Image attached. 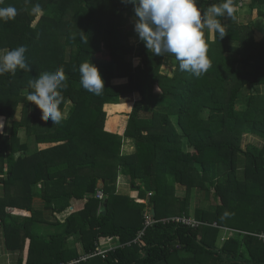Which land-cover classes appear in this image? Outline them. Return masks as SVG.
I'll return each mask as SVG.
<instances>
[{"label":"trees","instance_id":"trees-1","mask_svg":"<svg viewBox=\"0 0 264 264\" xmlns=\"http://www.w3.org/2000/svg\"><path fill=\"white\" fill-rule=\"evenodd\" d=\"M239 1L233 0L235 19L221 18L223 39L205 30L211 67L197 78L180 71L174 57L149 52L134 32L132 4L2 0L0 7L14 6L18 14L0 22V48L26 46L31 71L0 76V257L2 249L23 254L27 243L26 264H61L113 237L116 248L106 259L81 264H264V243L252 235L264 232V28L247 21H264V0H249L246 17ZM219 2L199 0L198 7ZM36 3L39 16L31 13ZM167 59L175 62L171 75ZM86 61L105 81L100 96L80 84ZM60 67L70 115L54 125L26 96L29 81ZM135 94L124 136L107 132L105 106ZM108 128H116L114 120ZM246 135L262 144L252 140L244 148ZM127 139L132 152L124 150ZM119 175L141 198L153 193L149 204L118 193ZM196 192L200 227L158 222L134 243L151 209L156 220L191 218ZM72 201L81 205L59 219ZM215 223L219 228L209 226Z\"/></svg>","mask_w":264,"mask_h":264},{"label":"clouds","instance_id":"clouds-1","mask_svg":"<svg viewBox=\"0 0 264 264\" xmlns=\"http://www.w3.org/2000/svg\"><path fill=\"white\" fill-rule=\"evenodd\" d=\"M122 2L134 6V32L149 52L155 56L174 57L179 63L180 71L190 72L197 78L211 67V61L207 55L208 44L205 40V30L209 33L215 32L220 39H223L226 36V25L222 23L221 18L235 19L233 0H220L219 3L201 7H198L199 0H122ZM248 3L249 0H240L237 9L243 10L248 6ZM31 13L35 16L41 15L43 13L41 5L39 3L33 5ZM17 14L18 11L14 6L0 7V22H8L14 19ZM80 33L82 34L81 39H83L84 34ZM27 50L24 45L14 49L0 48V76L9 73L15 75L17 70L31 71L26 62L25 53ZM78 70L83 89L97 96L102 95L105 89V81L99 68L86 61L80 64ZM67 80L68 77L65 75L64 68L60 67L55 72H42L38 78L29 81V86L33 91L26 96V99L38 107L42 113L41 119L43 121L51 120L54 125H57L69 118L71 101L66 100L62 94L68 88ZM4 123L3 118L0 117V130L4 128ZM45 146L47 145L45 144ZM120 176L116 183L118 193H120L119 187L121 185ZM101 184L103 187H99L97 198L103 200L105 198L102 191L104 184L101 182L99 185ZM134 191L137 192L135 195L132 193ZM99 195H102V198ZM124 195L131 196L136 203L148 205L153 193H148L149 198H141L139 191L133 190L130 185V192ZM153 217L155 218V216ZM209 226L219 228L216 223L209 224ZM263 233L252 235L258 236V239L262 240L260 235ZM113 241V237H106L103 241L101 250L107 251V255L116 248ZM88 255L91 254L82 253L79 258L66 263ZM95 257L101 256L89 257L79 264Z\"/></svg>","mask_w":264,"mask_h":264},{"label":"crops","instance_id":"crops-1","mask_svg":"<svg viewBox=\"0 0 264 264\" xmlns=\"http://www.w3.org/2000/svg\"><path fill=\"white\" fill-rule=\"evenodd\" d=\"M244 10L245 11H243V12H245V14H247L248 13V11H249V6H246L245 8H244ZM247 10V11H246ZM248 19V18H247ZM129 29H132V26L131 25H129V27H128ZM259 36H261V34L259 33ZM134 41H136V38L135 37H133V42ZM136 43V42H135ZM169 66V69L171 68V70L170 71H168V69H165V71H167V72H172L173 71V66L172 65H168ZM124 80H126V82H127V79H124ZM138 96V95H137ZM138 98H135V96H133V97H128L125 101H124V103H122V104H119V105H107V106H105V108L106 107H113V106H116V107H120V106H127L126 107V111L125 112H123V113H127V125H128V121H129V114L132 112V108H133V103H134V101L135 100H137ZM129 110V111H128ZM105 111L107 112V121H106V131L107 132H109V133H112V134H115V129L116 128H114V129H109L108 128V122H109V118H110V114H109V110L106 108L105 109ZM4 125H5V123H4ZM126 128H127V126H126ZM126 128H123V129H121L120 130V133L118 134V135H121V136H123L124 134H125V131H126ZM4 129V128H3ZM122 131V132H121ZM1 132H3V130L1 131ZM117 134V133H116ZM253 139H256V137H250V141H252ZM256 142H259L260 144H262V142H261V140L259 139V138H257V140H256ZM124 150L125 151H127V152H129L128 151V149L129 148H131L132 147V145H133V143H132V141H130V140H125L124 141ZM125 147H127L128 149H125ZM133 150H131L130 152H132ZM119 180L121 181V185H120V187H119V191H120V193H122V194H128L129 192H130V184H129V178L128 177H126V176H124V175H121L120 176V178H119ZM71 205H73V207H74V209L76 208V207H78V206H80L81 205V203L80 202H75V201H72V203H71ZM72 211H74L73 209H72ZM66 213H64V214H58V218L59 219H61V220H65V218L70 214L68 211H65ZM23 256V259H24V264H26L27 263V260H28V256H29V249H28V247H27V243H26V247H25V250H24V253L23 254H21V253H19V252H7L5 249H2L1 250V257H0V264H18L19 263V261L21 260L20 258Z\"/></svg>","mask_w":264,"mask_h":264},{"label":"rangeland","instance_id":"rangeland-1","mask_svg":"<svg viewBox=\"0 0 264 264\" xmlns=\"http://www.w3.org/2000/svg\"><path fill=\"white\" fill-rule=\"evenodd\" d=\"M247 11V10H246ZM245 17L247 16V14H245L244 15ZM249 16H250V14H249ZM247 18H249V17H247ZM253 21V24H254V27L255 28H260V26L262 25V27L264 28V21H262V20H258V19H256V18H254L253 16L252 17H250V19H247V21ZM140 62V59H133V65L134 66H136V65H138V63ZM166 64L164 65V68L165 69H168V71H170L171 70V68L169 69V64L170 65H172L173 67V71H174V69H175V66H174V64H175V62L174 61H172V60H169V59H167L166 60ZM173 71L172 72H169L170 73V75L173 73ZM165 72V71H164ZM166 73V72H165ZM168 73V72H167ZM116 83H126V80H124V79H116L115 80V83L114 84H116ZM247 95V90H245L244 92H243V96H246ZM135 96V98H138L139 96H137V94H135L134 95ZM113 107H116V106H113ZM121 107V108H120ZM120 107H118V108H120V109H116V110H112V112L110 111L109 112V114H110V118H109V120H114L115 121V125H116V129H115V134L116 135H118L119 133H120V130L121 129H123V128H126V126H127V113H123V112H125L126 111V107L127 106H120ZM107 108V107H106ZM105 108V109H106ZM129 111V110H128ZM2 131V130H1ZM1 131H0V133H1ZM122 132V131H121ZM21 137H22V139L24 140V141H26V139H27V137H26V132L24 133V132H22L21 133ZM250 137H251V135H246V136H244V138H243V147L244 148H246V147H248V143L250 142ZM253 138H254V136H253ZM257 140V139H256ZM256 140H254L253 139V141L251 142V143H255L256 142ZM125 149H128L127 147H125ZM131 150H135V147H134V144L132 145V147L131 148H129L128 149V151L130 152ZM127 152V151H126ZM39 186V185H38ZM134 195L137 193V192H132ZM178 194L181 196L183 193H181V192H178ZM210 203H214V201H213V199L211 198L210 199ZM201 204H202V202H201V199H200V195L198 194V192H196V196H195V193L193 194V201H192V203H191V206H190V210H191V212L193 213L192 214V216H191V218L192 219H194V211H195V209L196 208H198V207H200L201 206ZM71 205V204H70ZM72 209L74 210V211H76L75 209H74V207H73V205H71V207L68 209V207L65 209L66 211H68L69 213H71L72 212ZM15 212H19V211H17V210H14ZM64 213H66V212H64ZM63 213V214H64ZM70 215V214H69ZM68 217V216H67ZM79 248H81V245L79 244Z\"/></svg>","mask_w":264,"mask_h":264},{"label":"built area","instance_id":"built-area-1","mask_svg":"<svg viewBox=\"0 0 264 264\" xmlns=\"http://www.w3.org/2000/svg\"><path fill=\"white\" fill-rule=\"evenodd\" d=\"M206 2H215V1H220V0H203ZM100 198H102V195H99ZM145 224H144V228L139 232V236L138 239L135 241L137 242L140 238H142L145 233L146 230L151 227L152 225L158 223V222H163V223H169V222H173V223H182L183 225L190 227V228H198L201 226V223L196 221L195 219L192 218H186V217H171V218H167V219H163V220H156L149 212L146 213L145 215ZM260 237L262 238L263 242H264V233L262 235H260ZM94 256H101L103 259H105L107 257V251L105 250H97L95 253H93V255H88V256H84L79 260H75L69 263H63V264H79L82 260H86L89 257H94Z\"/></svg>","mask_w":264,"mask_h":264},{"label":"water","instance_id":"water-1","mask_svg":"<svg viewBox=\"0 0 264 264\" xmlns=\"http://www.w3.org/2000/svg\"><path fill=\"white\" fill-rule=\"evenodd\" d=\"M99 187H101V188H102V187H103V185L101 184V185H99ZM102 210H104V207L102 208ZM151 213H152V215H153V216H155V209H152V210H151Z\"/></svg>","mask_w":264,"mask_h":264}]
</instances>
